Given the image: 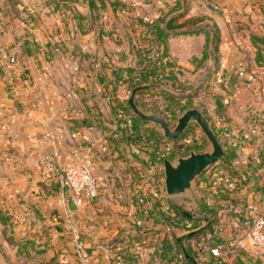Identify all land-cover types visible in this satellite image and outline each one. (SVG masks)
Returning <instances> with one entry per match:
<instances>
[{"label":"crops","instance_id":"0c3cea01","mask_svg":"<svg viewBox=\"0 0 264 264\" xmlns=\"http://www.w3.org/2000/svg\"><path fill=\"white\" fill-rule=\"evenodd\" d=\"M58 1L57 6L54 0H22L17 15L0 13V42L18 59L15 65L0 59V204L14 215L7 226L0 222V243L12 249L16 263L25 264H218L211 251L218 246L224 264H264L250 237L255 217L264 213V67L255 61L250 38L253 30L264 33L262 0H180L187 8L174 21L187 22L180 30L213 23L219 27L218 70L207 77L204 65L193 61L203 55L205 33L179 34L168 41L167 54L176 64L168 75L184 82L207 77L210 85L204 93L211 104L206 111L193 108L205 111L221 136L226 156L216 166L233 176L235 187L227 190L219 182L220 190H215L209 173L202 174L191 202L184 208L177 204L182 210L192 205L188 211L195 220L172 217L176 235L184 237L179 242L160 224L164 213L158 208L147 215L135 212L137 197L147 188L143 176L167 153L156 156L125 136L112 150L106 144L108 132L99 126L104 122L122 138L117 107L127 105L130 85L149 69L134 50L149 48L147 39L156 36L155 23L143 18L177 16L171 12L177 0H102L105 7L94 0L93 8L89 0ZM199 18L205 21L194 24ZM154 58L158 60V52ZM240 63L249 65L253 79L238 75ZM218 74L224 82L216 81ZM156 91L164 94L160 89L150 93ZM142 95L137 94L139 105ZM138 123L144 122L134 118L127 136L134 129L151 141ZM252 126L258 133L250 141L243 139L242 132ZM76 132L89 140L74 138ZM157 134L163 143L168 140ZM28 136L40 138L32 152L25 149ZM207 145L202 135L187 152L168 155L175 159ZM54 149L60 154L59 169L69 158L85 162L95 156V174L102 184L98 198L78 205L59 173L44 175L38 156ZM7 153L13 154L11 161L5 160ZM54 212L60 221L51 218ZM167 213H173L171 205ZM67 216L72 226L66 224ZM140 217L144 229L136 225ZM207 227L197 237H187ZM76 236L84 245V262L76 255ZM143 239L141 248L133 247Z\"/></svg>","mask_w":264,"mask_h":264},{"label":"built area","instance_id":"2783aa9c","mask_svg":"<svg viewBox=\"0 0 264 264\" xmlns=\"http://www.w3.org/2000/svg\"><path fill=\"white\" fill-rule=\"evenodd\" d=\"M144 21L149 23H154V19L149 16H144ZM159 58H158V64L165 66L168 62L171 61V58L169 55H166L162 49L158 50ZM6 59L9 64L15 65L18 62L17 56L15 53H12L3 42H0V59ZM75 66V63H74ZM248 67V68H247ZM176 69V66L173 67H167L163 71H157L155 73H150L148 75H145L146 82H157V83H164L168 80L170 77L168 73L172 70ZM236 72L238 75L242 78H254L253 72H251L249 65H246L245 63H240L236 67ZM216 81L218 83L224 82V78L218 74ZM142 82V83H146ZM141 83V84H142ZM155 93L159 94L158 91ZM143 99L145 101L151 100L149 98L150 93H144ZM157 97V95H155ZM117 116L123 120H126L128 125H132L133 119L135 118L133 116V112L131 108L128 105L120 104L117 107ZM125 125V124H124ZM258 133V128L256 126H252L251 128L245 130L242 132V138L245 140L250 141L253 136H255ZM201 128L193 123L191 124L186 131L179 137V139H176L179 145V152H187L188 148L190 146H193L195 144L200 143V138L202 136ZM219 135V133H218ZM81 136L83 140H89V136L87 134H82L80 132H76L73 134V137ZM221 136L219 135V138ZM50 135H45L43 137L44 140L50 141ZM40 141V138L37 136H28L27 137V143L25 146V149L29 152H32L35 150L36 145ZM175 141V140H173ZM173 141H167L165 142V146L167 152L169 153V150L171 149V143ZM232 146L238 147L242 152L246 151L245 146L238 145L236 142H231ZM137 150V149H136ZM172 152V151H171ZM163 156V153L161 154ZM6 161H11L13 159L12 153H7L4 157ZM60 158L59 151L54 149L49 152H43L40 153L38 156V165L41 169V171L44 173L47 178L53 177L55 174L59 173L60 177L62 178V184L65 188H68L72 192V200L78 204V205H84L87 202H92L96 198L99 197L101 193V187L102 184L98 178V176L95 174V165L97 162L94 160L96 159L95 156L91 155L90 158L85 162H79L76 161L73 158H69L66 160L62 167L58 168V159ZM222 167L218 166H212L209 170V179L211 180V184L213 187H215V190H220V187H218L219 182H221L224 189L232 190L235 187V179L233 176L224 170H222ZM85 172L89 174L94 181V186L91 189H85L81 191L74 183L70 182V177L73 176L74 173H80ZM79 178V177H76ZM145 181V184L147 186L146 189H142V191L139 193L137 197V206L138 208L141 207V212L144 215H147L151 211L160 210L162 213H167L170 211V205L167 202L168 195L165 191V185H164V161L163 159L160 160L157 163H153L150 169L148 170V175L143 176L142 178ZM69 198L64 199L65 206H68ZM136 206V207H137ZM137 210V209H136ZM51 218H53L54 221H60L61 215L58 213H52ZM66 224L72 226L73 224L69 222V217L67 216ZM187 224H190L188 222ZM137 227H141L144 229V218L140 217L136 221ZM166 231L171 230L170 226H166ZM145 235V232L143 233ZM250 237L252 239L253 244L258 248L260 253L264 256V213L258 215L255 217L252 226L250 228ZM76 240V255L78 259L81 260V262H84L86 260V256L83 252L84 245L80 240L79 236L75 237ZM146 243V241L138 240L133 247H136L138 249L141 248ZM212 254L216 257H218V264H224L221 257V247L218 246L216 248L211 249ZM176 264H183L182 261H179Z\"/></svg>","mask_w":264,"mask_h":264},{"label":"trees","instance_id":"16d2710c","mask_svg":"<svg viewBox=\"0 0 264 264\" xmlns=\"http://www.w3.org/2000/svg\"><path fill=\"white\" fill-rule=\"evenodd\" d=\"M54 1L57 4V6L60 4V2L58 0H54ZM60 1L68 3V1H70V0H60ZM89 1H90V3H89L90 8H93L94 4H95L94 0H89ZM100 1H101V7H105L106 6L105 2L102 0H100ZM20 4H22V0H0V13H3V14L15 13V15H17L19 12V5ZM259 5H260L261 12L264 15V0H262V2H260ZM186 10H187L186 3L185 2L182 3L180 0H177L175 7L171 10V12L176 11V12H178V15L173 17V18H170L168 20H166V17L164 16L163 18H160L159 20L155 21L154 22L155 23L154 28L156 31V36L154 38H148L147 39V42L149 43V48H144V49L141 48V49H135L134 50L135 53L137 54L139 62L140 63H147L149 69H147V70L143 69V71L141 72V75H140V81H138L136 84H131L130 88H129L130 91L136 85L141 84L142 82H146L147 79L145 80V77H144L145 75H148L150 73L156 74L157 71H163L164 68L176 66L175 62L172 59L170 62L165 64V66L159 65L157 58H154V56L158 52L159 49H162L163 52L166 55H168L167 53H168L169 38L172 36H175V35H179V34L205 33L206 44H205V49H204L203 55L200 59L194 58L193 61L197 62V64L199 66H202L209 60V58L211 56V52L213 51L215 54V58H214L215 65H214L212 73L217 72L218 61H219V51H220V41H221L220 29L216 23L212 24V28L217 35L216 36V43H215L214 47H212V44H211V40L213 38V30L210 29L209 27L202 25L196 29L180 30L185 25H187V22L174 24V21L176 19H178L179 17L183 16L186 13ZM204 21H205L204 18H199V19L193 20V23L199 24V23H203ZM250 38H251L252 45L254 47L255 61H256L258 66L264 67V33L253 30L250 32ZM210 47L212 48L211 50H210ZM165 84H170L171 86L174 87L176 84V80L174 78H169L168 80L165 81ZM201 88H202V86H199L197 89L187 91L183 96H180V97H182V98L191 97L196 92H198V90H200ZM151 90L152 89L144 90V91H141L139 93L144 94V93L150 92ZM160 91L167 94L169 97H172V98L179 97V96H176L174 94H171V93L166 92V91L161 90V89H160ZM141 106L144 109L143 105H141ZM191 108H193V107H188V108L184 109L183 112H185L186 110L191 109ZM155 112H157V111H155ZM202 113L205 115V118L209 122V116L206 114V112L202 111ZM133 116L135 118L143 121V122H146V123L149 122V121H146V120L139 118L134 113H133ZM117 123H118V128H120L122 130L121 134L119 135V136H122V138H119V139H117L115 137L116 132L111 131V129L108 128L104 122L99 123L100 128L102 130L108 132V134L106 135V144L109 147H111L112 150H115L117 148L118 144L120 143V141L124 140V138H123L124 136L127 137L131 143L138 144L140 148L147 147V150L151 149L152 142L148 141L147 138L144 139L142 133H136L135 130L133 129V131H130L128 133V136H127L126 130L132 128V125H128L126 120H123V119L118 117ZM122 123H124L125 125L121 127L120 125ZM214 132L217 134V136L219 138L218 133L216 131H214ZM167 141H169V140H165V142H167ZM159 150H161V149L159 148ZM158 153H160V151H158ZM164 153L165 152H163V154ZM166 158H169V159L172 158L173 159V156L168 155V153H167L163 156V161ZM221 160L222 159H220L213 166L218 164ZM206 172H208V171H206ZM169 198H170V196L167 197V200L169 201L170 205L172 206L173 213H164V216L160 220L161 221L160 224L162 225V227L170 226L171 227L170 234L172 235V239L175 240V242H179V241L183 240L184 237L176 235L175 227L178 225L175 224V221H173V219H172L173 215L175 214L178 217H184L188 220H191V219L195 220V218H194L193 214H191L185 210H182V208L178 207L177 204L171 202L169 200ZM135 212L137 214H139V213H141V209L138 208ZM13 217H14V215L12 213H10L7 209H5L3 207V205L0 204V222L4 226H7V224L10 222V220ZM208 230H209V227L201 229V230H196L195 232L193 231V233L187 235V237L188 238L197 237L202 232H205ZM159 231H161V229ZM146 234H148V231L145 232V236H146ZM189 256L190 255H187V258H189ZM13 264H25V262L13 263Z\"/></svg>","mask_w":264,"mask_h":264},{"label":"water","instance_id":"95a60500","mask_svg":"<svg viewBox=\"0 0 264 264\" xmlns=\"http://www.w3.org/2000/svg\"><path fill=\"white\" fill-rule=\"evenodd\" d=\"M207 27L213 30L210 24ZM216 33L213 30L212 47L216 43ZM215 54L212 51L209 63L213 65ZM209 73H207V77ZM162 89L175 95H181L171 86L164 83L146 82L136 85L127 99V105L139 118L152 122L162 133L164 139L170 141L178 139L193 123L197 124L208 140L203 149H191L187 155L177 156L175 159H164V185L168 196L192 194L196 180L208 171L215 163L226 156L225 149L217 134L211 128L205 115L197 108H191L177 117L176 123L171 126L168 121L155 112L145 111L137 102V94L144 90ZM109 164V163H108Z\"/></svg>","mask_w":264,"mask_h":264},{"label":"rangeland","instance_id":"374dc122","mask_svg":"<svg viewBox=\"0 0 264 264\" xmlns=\"http://www.w3.org/2000/svg\"><path fill=\"white\" fill-rule=\"evenodd\" d=\"M14 14L15 13H11V15H14ZM211 49L212 48L210 47V50ZM209 60L204 64V68L202 72H206V73L208 72L210 76V74L213 71L214 65H215V60L213 62V65H210ZM206 78L201 79V77H199V78H195L194 80H190L189 82L177 80L174 87L171 86L170 84H167L171 86L174 90L181 93V95H176L179 97H175V98L169 97L165 93L157 94V93L147 92V93H150L149 98H151V100L145 101L143 98H141V100H139L140 106L143 105L144 110L146 109L145 111L147 112L157 111V114L163 116L168 121V123L171 126H173L174 122L176 123L177 116L180 115L184 109L188 107H197L201 110L206 111L205 109L206 106L211 104V102L209 101L210 97L208 96V94L204 93L206 90L205 88H207L210 85V84H207ZM199 86H202V88L198 90V92H196L191 97H187V98L180 97V96H183L188 90L191 91V90L197 89ZM155 95H157V97H155ZM257 118L259 119V117ZM147 123L146 122L141 123V126L138 123L139 124L138 126L140 127L139 129L141 130V132L142 131L144 133L147 132V134L149 135L150 140L152 142V147H151L152 152H154L156 156L161 155V153L163 152H167L165 148V146L167 147V145H165V142L163 143L161 141V137L157 134L159 133V131H155L157 128L156 125L152 122H147ZM202 134L204 135L203 131H202ZM178 142L179 141L175 140L173 141V143H171V149L169 150V152L172 151L171 152L172 154H174L175 152L179 153L178 150H179L180 144H178ZM159 148L161 150H159ZM158 151H160V153H158ZM111 172L113 173L112 170L109 173ZM191 196L192 194L171 196L169 200L176 204L180 202L179 204H182L181 206L182 208H184L186 204H189L191 202ZM191 206H189L188 208L190 209ZM189 209H185V210L189 212L190 211ZM17 261L18 260H16V256L13 254L12 249L9 248L2 240V243H0V264H11V262L16 263Z\"/></svg>","mask_w":264,"mask_h":264},{"label":"clouds","instance_id":"9594fccd","mask_svg":"<svg viewBox=\"0 0 264 264\" xmlns=\"http://www.w3.org/2000/svg\"><path fill=\"white\" fill-rule=\"evenodd\" d=\"M70 182L74 183L81 191L91 189L94 186V181L91 176L85 172L74 173L73 176L70 177Z\"/></svg>","mask_w":264,"mask_h":264}]
</instances>
